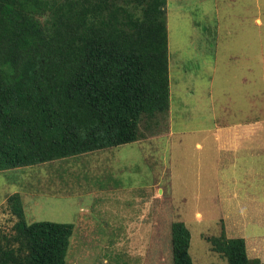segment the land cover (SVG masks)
Wrapping results in <instances>:
<instances>
[{
  "label": "rangeland",
  "instance_id": "1",
  "mask_svg": "<svg viewBox=\"0 0 264 264\" xmlns=\"http://www.w3.org/2000/svg\"><path fill=\"white\" fill-rule=\"evenodd\" d=\"M166 18L168 111L143 116L134 143L0 172V238L11 231L7 199L19 194L28 221L73 223L66 264H172L179 221L193 264H228L209 243L222 230L264 264V212L253 217L262 228H250L255 213L224 204L244 185L263 197L264 0H167ZM247 125L245 151L226 152L251 135Z\"/></svg>",
  "mask_w": 264,
  "mask_h": 264
},
{
  "label": "trees",
  "instance_id": "2",
  "mask_svg": "<svg viewBox=\"0 0 264 264\" xmlns=\"http://www.w3.org/2000/svg\"><path fill=\"white\" fill-rule=\"evenodd\" d=\"M167 0H0V172L141 139L143 116L170 101ZM0 264H66L73 223L28 221L7 199ZM172 264H193L190 233L170 227ZM228 264L243 238L209 239Z\"/></svg>",
  "mask_w": 264,
  "mask_h": 264
},
{
  "label": "crops",
  "instance_id": "3",
  "mask_svg": "<svg viewBox=\"0 0 264 264\" xmlns=\"http://www.w3.org/2000/svg\"><path fill=\"white\" fill-rule=\"evenodd\" d=\"M220 129L223 130L225 128H221V127L219 128V127H217L214 130V134H215L216 139L219 140V142L222 141L220 143L219 149L220 150H223V148H224V142H223L224 138L222 136H220V134H219ZM238 129H239V127H238ZM245 129L246 130H249V131L251 129V132H250L251 135H248L247 140L244 141L243 143H241L242 144V149L240 150V148H239L241 144H239V146L236 149H234V148L233 149H230L229 146H228V144L231 141H229V142L225 143V146H226L225 147V150H226V152H229L231 154H236L239 151H245L243 149V147H246V145L249 144V142L251 141L252 137L255 135V134H253V132L255 130V125H253V126L247 125V127L244 128V131H246ZM207 131H209V130H207ZM196 146H197V148L201 147V145H200L199 142L196 143ZM249 151H250L251 155L254 154V150L252 148H250V147H249ZM253 170H255V166L253 167ZM246 176H247V178L245 176H242L241 175V178L243 180L242 182H245V181L249 182V178H248L249 175L247 173H246ZM236 178H237V176H234L233 177V179L235 181L241 182V180L236 179ZM241 187L243 188V195H241V196L240 195H237V194H234V193H232L230 191H227L226 192V198H224V202H225L224 203L225 204V212L227 210H229V212H232V213L239 212L240 214H243L244 213V214H247V215H249L251 213H255V215H251L252 218H251L249 227L250 228L261 229L262 228V225L260 224L261 222H259L258 220H256V221L253 220V217L256 216V212H264V200H263V197H264V188H262L263 189V197H262L260 195H255V193H253V192H249L246 189L247 185L246 186L244 185V186H241ZM231 198H233V199H231ZM225 199H231V200L227 202V201H225ZM257 215H259V214H257ZM262 230L264 231V229H262ZM255 232H257V230ZM259 232H260V234L254 235V238H258L259 236H263L262 232L261 231H259ZM245 239L246 238H244V240ZM245 245H247L246 244V241H245Z\"/></svg>",
  "mask_w": 264,
  "mask_h": 264
}]
</instances>
